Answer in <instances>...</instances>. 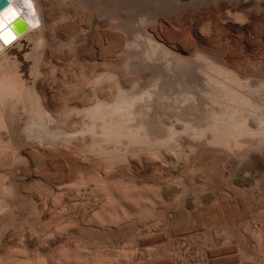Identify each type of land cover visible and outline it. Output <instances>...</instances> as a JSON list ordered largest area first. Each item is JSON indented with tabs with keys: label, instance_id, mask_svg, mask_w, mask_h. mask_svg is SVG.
<instances>
[{
	"label": "bare ground",
	"instance_id": "obj_1",
	"mask_svg": "<svg viewBox=\"0 0 264 264\" xmlns=\"http://www.w3.org/2000/svg\"><path fill=\"white\" fill-rule=\"evenodd\" d=\"M9 1L5 5L0 0V12L14 0ZM33 2L34 16L11 5L20 7L27 24L14 25L15 39L0 43V264H169L173 235L167 243L170 249L155 242L162 240L159 230L169 228L160 224L172 215L168 207L173 197L189 188L181 175L185 168H194L196 152L185 149L210 133L208 146L228 151L232 142H240L239 135L251 132L250 121L264 126V85L244 93L250 83L241 74L203 54L182 55L180 47L167 45L160 33L154 36L146 30L154 21V32L155 20L135 17L164 15L180 23L187 16H175V9H189L196 0ZM136 21L149 27L136 30ZM88 51L109 64L103 67L106 72L97 62L69 69L74 54ZM197 56L203 68L196 66L201 62ZM67 62L71 65L66 69ZM140 73L149 79L147 86H141ZM171 77L181 85L174 83V93ZM202 82L206 99L212 97L205 104L200 101L201 107L213 108L208 111V106L204 114L197 106L204 93H198ZM196 92L201 95L197 101ZM196 111L205 123L198 132ZM186 136L189 146L181 149ZM154 172L155 177L150 174ZM140 179L154 183L141 184ZM151 222L158 230L154 236L145 231ZM181 223L176 228L184 227ZM254 232L250 235L261 245L264 236Z\"/></svg>",
	"mask_w": 264,
	"mask_h": 264
},
{
	"label": "rangeland",
	"instance_id": "obj_2",
	"mask_svg": "<svg viewBox=\"0 0 264 264\" xmlns=\"http://www.w3.org/2000/svg\"><path fill=\"white\" fill-rule=\"evenodd\" d=\"M257 1L258 0H242V2H239V5H238V3L235 2L236 3L235 4L233 3L234 1L231 2L229 0H218V1L217 0H196V4H193L192 7H190L191 4L187 5L189 9L184 8L186 5L183 7L177 8V10L179 9V11H176L175 9L173 14L175 15V13L177 14V12L179 14L175 16H180L182 14L183 16L185 15L187 16V17L185 16L186 18L183 17L184 19L182 18V16L178 17L179 20L181 18L183 19L182 21L180 20V23L178 22L179 24L178 23L173 24L170 21L171 18L169 19V17H161L164 15H161V16L158 15L153 18H149L147 13H137L135 14L136 15L135 17L137 18V20H139L141 17H145L147 19V23L151 22L152 20H155L158 26L156 25V27H154V32H151L153 30L152 23L154 21L149 23L150 25L149 24L141 25V23L136 21L135 22L136 24L134 25L136 26V30H137V27H139V30L140 29L143 30L150 26L148 29H146L148 32H150L154 36H156L157 33H160V37L162 35L161 38H163L166 41L167 45L169 46L171 45L172 48H174L175 46H177V48L180 47L179 49L180 53L182 55H185L186 57H190V56L193 57L194 55L203 54L207 56L209 60L210 59L212 61L215 60V62L217 63L226 65L227 68L229 69L232 68V71L235 70L236 72H238V73L235 72L236 74L238 75L241 74L240 77L242 78L243 81H246V83L248 84L250 83L249 84L250 88H247L245 91H243L244 93H248L249 90H253V87H254V90H256L258 88L260 89L264 85V76H263L264 75V5L262 6L258 5V3H256ZM243 2H246V3H243ZM230 3H232L233 6H231ZM240 5H243V6L240 7ZM193 6L194 7L196 6V9L193 8ZM181 8H184V10L181 11L180 10ZM190 8L192 11L190 10ZM125 14L126 12L123 11L122 16L125 17L127 15ZM135 17H133V19H135ZM150 19L152 20L150 21ZM192 19L193 20L195 19L196 22L192 23L193 22V21L191 22ZM184 21L187 22L186 23L187 27L186 25H183L185 24ZM190 22L193 24V26L192 24H190ZM146 25L147 26L149 25V26L147 27ZM173 25H176V27ZM177 25H179V28ZM141 26H144L146 28H143ZM150 28L152 30H150ZM161 28L164 30H162ZM127 36H131V35L128 34ZM164 37L167 38V40ZM88 52L89 54L86 52H83L80 55L74 54L73 56L74 58L72 60L70 58L68 61V62L70 61L72 62L74 60L72 63L70 62L72 65L67 62L68 64L66 65V69L68 68L67 66L71 65L70 66L71 68L69 67V69H72V71L76 69L77 71L82 66L85 67L87 66V64L89 66L92 64H96V62L98 64V67L102 66L100 67L102 71H104V68H107V66H109V64H107L106 62H105L106 63V66H105L104 62L101 61L97 56H93L90 53V51ZM197 59H198V56L196 60ZM198 61H201V60L198 59ZM102 64H104V66ZM201 65H202V61L196 63L197 67L198 66L202 67ZM72 66H74V70ZM69 69L67 70L68 72L67 77H70L71 75L69 74V72L72 73V71ZM197 70L199 69H196V75L198 72ZM142 73H140V75L138 74L137 75L138 76L144 75ZM200 76L199 78L203 79V77H200ZM70 78L69 79L67 78V80L72 79ZM145 78L146 77L142 79L141 86L148 85L149 79L147 78L145 79ZM244 78L247 80H245ZM248 78H249V81H248ZM170 79L169 80L171 81V84L173 83L172 84V87H173L176 79L174 78L175 81H173L174 79H172V77ZM203 82L200 83V86H199L201 90L202 88L203 90L200 92L197 91L200 94L201 92L203 93L204 91L203 96H202L203 100L202 99L199 100L202 94L199 96L198 93L196 92V101L197 99L199 100L197 101L199 102L197 104L198 108L201 107V105L205 104L206 101H209L208 100L209 96L212 97L211 95H207L208 97L206 99L205 97L206 94L204 90L205 86L201 87V84L203 85ZM176 84L178 85V83H175V87L181 86V85L177 86ZM260 85L262 86L260 87ZM175 87L171 88L173 89L172 93H174L173 91L176 90ZM196 87L198 86L196 85ZM200 88H198V90ZM177 90H179V88H177ZM210 91L208 90L206 93L208 94ZM224 93H222L223 96H224ZM170 96L172 97V95ZM262 96H259V97L263 99L264 97L262 98ZM172 98H175V97H172ZM225 98H227V96ZM209 99L213 100L212 98H209ZM221 99L223 100L224 97H222ZM204 100L206 101L204 102ZM229 100H226V101H229ZM200 101L201 103L203 102L204 103L201 104ZM263 101L264 99L262 100V104L264 103ZM221 103L223 104V102ZM213 104L215 107L216 105L215 101ZM203 106L199 108L200 113L204 111ZM208 106H211V105L208 104ZM208 106H206L205 108L207 109ZM217 106L218 105H216L215 108H217ZM209 108L207 109L208 111L213 109L212 106L210 109ZM206 109L202 114L206 113L207 111ZM262 109L263 110L261 111H262V116H263L264 107ZM198 112L196 111V118L200 117L201 120L200 118H197L196 129H199V130H196V132L200 131V128H202L201 130H203V126H205V123H203L202 121V114ZM198 121L200 123H203L204 125L203 124L201 125ZM251 122L252 121H250L249 129L251 130L252 133L249 132V130H247L246 131L247 134L245 135L243 134L244 136L241 135L240 137L239 135L240 142L239 140H237L239 143H237L236 141L234 143L232 142L228 150L229 152L225 149L223 150L221 147H218L216 145L208 146L207 140L210 137V133L206 134V136L208 135V138L205 136H204L205 138H202V140L200 139V136L198 139L196 138V146H192L194 147L192 149H190L191 145L190 146L188 145L189 140L187 136L183 137L181 146L184 145V147H181V149H184L186 146H189L190 148L188 147L185 150L188 149L189 151L190 150L192 151L193 149H195V152H196L194 153V151H192L194 155L196 154V159L194 160L196 162V163L194 162L196 165L193 163L194 168L190 169L189 167H187L184 170L186 173L187 171L190 170L188 172V174L190 175L193 174L194 172L196 173L191 175L193 177L184 173L185 178L182 173L181 178L183 177L184 183L186 184L187 187H189V188L186 187L188 190L186 191V193L187 192L189 193H187V195H185L186 193L180 194V195L178 194L179 196L176 195V197L178 196L180 200L178 198L175 200L176 197H173L174 199H172L171 201L173 203L172 204L173 207H171L172 205L170 206L171 202L169 204L170 207H168L171 209V212L173 211L172 215H170L171 217L168 216L169 218L166 217V219L168 218L167 220L163 219V221L166 222L165 224H162V223L160 224V226L163 225V227L166 224H168L169 226L167 227L169 228L167 229L165 226L164 228H166V230H164V228L162 231L159 230L158 233L161 234L162 236V240L161 239L159 240L162 243L159 240H157L158 243L157 242L155 243L158 245L160 244V247H162L161 245L163 243L167 245V243L170 240L169 237L172 238V235H173V239H175L173 240L174 241L173 243H171L172 239L170 240L171 242H169L171 244L168 243L169 246L171 247H173L172 245H174V248H171L167 245L169 249L170 248L172 249V250L170 249L172 258L168 256L169 253L166 254L167 258H171V259H168L169 264L170 262L171 264L173 263L174 264H182V263L183 264H205V263L206 264H237V263L238 264L240 263L241 264H264V247H263L264 242H262L261 245H258L259 244L258 241H256L255 238H253L250 235L251 232L253 233L255 231L254 233L261 234L262 236H264V135H263L264 132H262L264 130L262 129L264 128V126L260 125L261 124L260 122H259L260 124L257 122H254L251 124ZM235 143L237 145H235ZM16 162H19V160H16ZM154 173H150L152 174L151 176L154 175L155 177V175H157V172H154ZM186 176L188 177L187 180H186ZM194 177L196 179H194ZM189 178L192 181L193 180L196 181V183L194 181L193 182L191 181V185H190ZM145 180L146 179L141 180L140 183L141 184L142 183L151 184L152 182L154 183L153 179L149 181L146 180L147 182ZM182 195L184 196V198ZM181 198H183L184 200ZM175 210L176 211L178 210L180 214L177 213V216H173V213L175 212ZM181 222L182 223L185 222L184 223L185 225L183 224L184 227L180 225L181 227L179 226L180 228L179 230V228H176V227H178V223L180 224ZM150 224L153 225L152 222L149 223L148 225ZM187 224H188V228H187ZM148 227L149 226H147V228ZM145 231H147V234L150 233L149 235L153 234L152 236H154L155 234H157L158 230L156 231V228L154 226H151L150 229L148 228ZM184 232L185 233L187 232V233L184 234ZM223 233L224 234L226 233L225 235L228 237V239L226 236H224ZM177 234L179 236H176ZM183 234L186 235L187 237H191L193 235V238L191 237V238L185 239L184 240L185 243L183 244L184 242L183 239L186 237L184 236V238H182ZM220 234L223 235V239L220 238L222 237ZM229 234H231L233 239L231 238ZM152 236L150 238H152ZM217 236L220 239H218ZM224 239H226L227 241L226 243L223 241ZM112 240L115 241L114 239ZM180 240L182 241V243L180 242ZM217 240L221 242L217 243L218 242ZM263 240H264V237H263ZM175 241L176 242L178 241L177 243L180 242L179 243L180 246L179 244H176ZM244 241L245 243H243ZM187 242H190V243H187ZM210 242L213 243V246ZM155 243H153V246L155 245L159 247ZM223 243L225 244L223 245ZM175 246H177L178 248L176 249ZM221 247H223L222 248L223 250L221 249ZM175 249L178 252L177 255L180 257H178L177 255L175 256V252H176ZM205 255L208 257V259L206 258ZM207 261H209L210 263Z\"/></svg>",
	"mask_w": 264,
	"mask_h": 264
},
{
	"label": "snow or ice",
	"instance_id": "obj_3",
	"mask_svg": "<svg viewBox=\"0 0 264 264\" xmlns=\"http://www.w3.org/2000/svg\"><path fill=\"white\" fill-rule=\"evenodd\" d=\"M20 7L30 10L31 15H35L32 0H19ZM20 7L9 6L4 11L0 12V40L5 44L11 43L15 39L12 31V25L23 27L25 20L20 12ZM8 27H5V25ZM35 27V24H33Z\"/></svg>",
	"mask_w": 264,
	"mask_h": 264
},
{
	"label": "water",
	"instance_id": "obj_4",
	"mask_svg": "<svg viewBox=\"0 0 264 264\" xmlns=\"http://www.w3.org/2000/svg\"><path fill=\"white\" fill-rule=\"evenodd\" d=\"M3 2H4V4L5 5H9L10 4V1L9 0H3ZM25 24H27L26 22H25ZM14 25H12L11 27H13Z\"/></svg>",
	"mask_w": 264,
	"mask_h": 264
}]
</instances>
